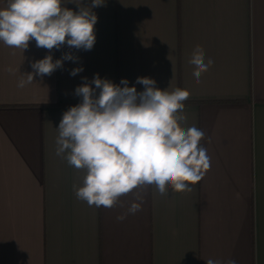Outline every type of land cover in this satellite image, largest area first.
I'll list each match as a JSON object with an SVG mask.
<instances>
[{
    "label": "crops",
    "instance_id": "crops-1",
    "mask_svg": "<svg viewBox=\"0 0 264 264\" xmlns=\"http://www.w3.org/2000/svg\"><path fill=\"white\" fill-rule=\"evenodd\" d=\"M93 11L90 51L0 42V264H264V0H105ZM196 45L214 61L199 84L187 63ZM65 52L78 61L17 87L32 62ZM95 74L138 92L137 77L190 92L185 127L205 132L211 158L191 192L150 186L123 221L131 193L112 209L77 200L84 172L56 155L55 139L63 113L81 102L75 88Z\"/></svg>",
    "mask_w": 264,
    "mask_h": 264
},
{
    "label": "clouds",
    "instance_id": "clouds-1",
    "mask_svg": "<svg viewBox=\"0 0 264 264\" xmlns=\"http://www.w3.org/2000/svg\"><path fill=\"white\" fill-rule=\"evenodd\" d=\"M105 0H7L0 8V42L23 52L34 40L37 48L90 51L95 42L94 26L98 17L94 8L104 6ZM76 5L77 10L67 5ZM15 54V53H13ZM78 57L65 52L53 61L51 54L31 63L32 72L17 83L24 88L35 76H50L62 69L64 61L77 62ZM193 66L195 82L214 64L205 57L204 49L196 45L187 61ZM9 73L16 69L9 67ZM83 71L70 70L71 76ZM75 88L81 102L62 115L55 139L56 155L76 170L84 172L82 185L73 184L77 200L89 207L112 209L120 205L121 197L132 194L134 199L127 211L116 219L123 221L129 214L142 210L141 190L153 187L160 195L191 192L211 167L207 149L201 145L205 132L195 125L185 127V101L190 92L156 87L150 77H137L135 84L143 86L138 92L127 79L114 84L95 74L91 82ZM94 85L95 87H93ZM122 85V86H121ZM97 90L99 94L97 95ZM211 138L209 137V143ZM206 264H236L234 259L206 260Z\"/></svg>",
    "mask_w": 264,
    "mask_h": 264
}]
</instances>
